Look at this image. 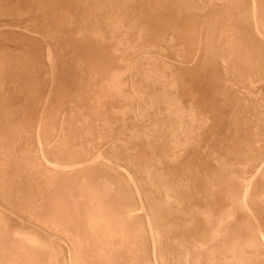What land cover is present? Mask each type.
I'll use <instances>...</instances> for the list:
<instances>
[{"label":"bare ground","instance_id":"obj_1","mask_svg":"<svg viewBox=\"0 0 264 264\" xmlns=\"http://www.w3.org/2000/svg\"><path fill=\"white\" fill-rule=\"evenodd\" d=\"M0 264H264V0H0Z\"/></svg>","mask_w":264,"mask_h":264}]
</instances>
